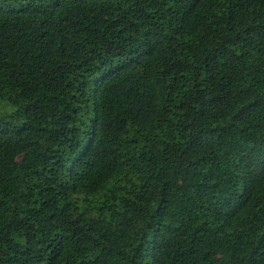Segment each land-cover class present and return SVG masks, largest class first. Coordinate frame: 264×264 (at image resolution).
I'll use <instances>...</instances> for the list:
<instances>
[{
    "label": "trees",
    "instance_id": "1",
    "mask_svg": "<svg viewBox=\"0 0 264 264\" xmlns=\"http://www.w3.org/2000/svg\"><path fill=\"white\" fill-rule=\"evenodd\" d=\"M0 99V264H264V0H0Z\"/></svg>",
    "mask_w": 264,
    "mask_h": 264
},
{
    "label": "rangeland",
    "instance_id": "2",
    "mask_svg": "<svg viewBox=\"0 0 264 264\" xmlns=\"http://www.w3.org/2000/svg\"><path fill=\"white\" fill-rule=\"evenodd\" d=\"M15 106L5 100L0 99V119L8 118L10 114H12L15 111ZM127 175L125 172H120L111 182V184H114L116 180L124 181L127 180ZM110 187V186H109Z\"/></svg>",
    "mask_w": 264,
    "mask_h": 264
}]
</instances>
